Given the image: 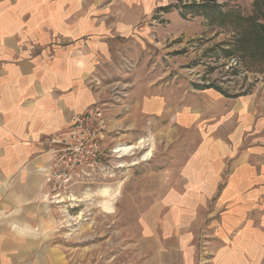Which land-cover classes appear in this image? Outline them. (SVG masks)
Here are the masks:
<instances>
[{"label":"crops","instance_id":"1","mask_svg":"<svg viewBox=\"0 0 264 264\" xmlns=\"http://www.w3.org/2000/svg\"><path fill=\"white\" fill-rule=\"evenodd\" d=\"M166 5L0 0V264H60L45 244L49 141L99 102L97 62L113 41ZM144 92L118 119L164 146L142 180L143 264H263L264 99L205 89L174 106ZM162 117L182 135L158 130Z\"/></svg>","mask_w":264,"mask_h":264},{"label":"rangeland","instance_id":"2","mask_svg":"<svg viewBox=\"0 0 264 264\" xmlns=\"http://www.w3.org/2000/svg\"><path fill=\"white\" fill-rule=\"evenodd\" d=\"M165 1V8L113 41L109 60L97 62L94 87L101 98L95 105L106 131L98 169L77 172L69 183L48 181L45 244L60 264H143L139 217L147 205L141 187L152 168L141 160L164 146L155 147L150 133L153 144L140 140L141 127L120 128V108H129L145 88L174 106L205 89L264 99V38L258 29L264 25V0ZM160 119L158 130L182 135L169 119ZM138 142L142 147L127 156L117 152ZM105 188L112 193V214L101 208L108 200L101 194Z\"/></svg>","mask_w":264,"mask_h":264},{"label":"built area","instance_id":"3","mask_svg":"<svg viewBox=\"0 0 264 264\" xmlns=\"http://www.w3.org/2000/svg\"><path fill=\"white\" fill-rule=\"evenodd\" d=\"M104 121L101 109L94 105L74 115L70 125L57 133L49 144L57 147L48 181L69 183L77 172L96 171L104 155Z\"/></svg>","mask_w":264,"mask_h":264},{"label":"bare ground","instance_id":"4","mask_svg":"<svg viewBox=\"0 0 264 264\" xmlns=\"http://www.w3.org/2000/svg\"><path fill=\"white\" fill-rule=\"evenodd\" d=\"M143 141V140H142ZM142 147V142H138L137 144H134L132 146H129V147H126V148H123L121 150H118L117 152L118 153H122L123 156H127L129 155V153L133 150H137V149H140ZM152 150H150L146 155H143V158H142V162L144 161H148L149 159L152 158ZM140 163V162H139ZM135 165V163H134ZM101 194L106 198L108 197V200L104 201L101 205V208L103 209V211L105 213H108V214H112L113 213V207H112V204L111 202L109 201V198L112 197V193L110 192L109 189L105 188L102 190ZM107 199V198H106ZM73 202H76L75 199H72Z\"/></svg>","mask_w":264,"mask_h":264},{"label":"trees","instance_id":"5","mask_svg":"<svg viewBox=\"0 0 264 264\" xmlns=\"http://www.w3.org/2000/svg\"><path fill=\"white\" fill-rule=\"evenodd\" d=\"M258 29H260L261 33L263 34L261 37L264 38V25H262L261 27H258Z\"/></svg>","mask_w":264,"mask_h":264}]
</instances>
